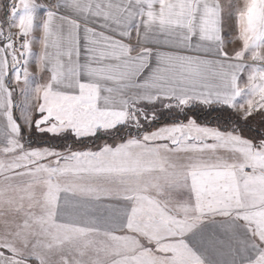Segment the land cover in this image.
Listing matches in <instances>:
<instances>
[{"label":"snow or ice","instance_id":"1","mask_svg":"<svg viewBox=\"0 0 264 264\" xmlns=\"http://www.w3.org/2000/svg\"><path fill=\"white\" fill-rule=\"evenodd\" d=\"M0 264H264V0L0 2Z\"/></svg>","mask_w":264,"mask_h":264},{"label":"crops","instance_id":"2","mask_svg":"<svg viewBox=\"0 0 264 264\" xmlns=\"http://www.w3.org/2000/svg\"><path fill=\"white\" fill-rule=\"evenodd\" d=\"M0 2H4L3 0H0ZM45 2H47V0H45ZM231 23V22H230ZM230 28H227L226 31H230ZM235 35V32H232V36ZM227 39H231V37H226ZM240 46V42L239 41H235L233 43H229L228 44V48L232 49V48H237ZM33 71H35V67H33Z\"/></svg>","mask_w":264,"mask_h":264},{"label":"rangeland","instance_id":"3","mask_svg":"<svg viewBox=\"0 0 264 264\" xmlns=\"http://www.w3.org/2000/svg\"><path fill=\"white\" fill-rule=\"evenodd\" d=\"M3 1L4 3H6V0ZM31 139L38 144L40 140L46 139V137H42L39 134H36L35 136H32Z\"/></svg>","mask_w":264,"mask_h":264}]
</instances>
